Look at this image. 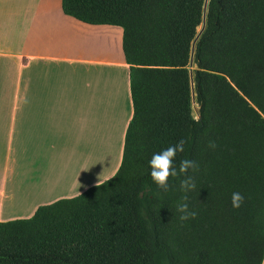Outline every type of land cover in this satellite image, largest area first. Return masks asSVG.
I'll return each instance as SVG.
<instances>
[{
	"label": "trees",
	"instance_id": "1",
	"mask_svg": "<svg viewBox=\"0 0 264 264\" xmlns=\"http://www.w3.org/2000/svg\"><path fill=\"white\" fill-rule=\"evenodd\" d=\"M205 2L62 0L78 20L123 28L134 112L114 176L0 221V264H262L264 0H208L193 60L195 122L189 65ZM180 140L177 167H199L161 188L147 161ZM184 176L196 185L187 193ZM233 191L244 196L239 208ZM184 196L197 215L180 221Z\"/></svg>",
	"mask_w": 264,
	"mask_h": 264
},
{
	"label": "crops",
	"instance_id": "2",
	"mask_svg": "<svg viewBox=\"0 0 264 264\" xmlns=\"http://www.w3.org/2000/svg\"><path fill=\"white\" fill-rule=\"evenodd\" d=\"M133 112L121 26L0 0V221L114 176Z\"/></svg>",
	"mask_w": 264,
	"mask_h": 264
},
{
	"label": "clouds",
	"instance_id": "3",
	"mask_svg": "<svg viewBox=\"0 0 264 264\" xmlns=\"http://www.w3.org/2000/svg\"><path fill=\"white\" fill-rule=\"evenodd\" d=\"M190 118L198 122L199 116L196 113H190ZM216 143L214 140L208 141V148L214 149ZM184 150V141L180 140L173 145H169L166 148L161 149L158 152H153L151 158L147 161L149 166V175L152 181L159 187L168 189L170 187V178L177 177L186 173L189 169H198V164L194 160L183 159L180 161L179 166L176 165V155ZM196 185L192 176H184L180 181V190L183 193H187L195 189ZM187 196L182 198L181 202H177L175 211L179 213L178 219L180 221H186L190 218H194L197 212L189 207L186 202ZM244 201V196L238 191L231 193V205L233 208H239Z\"/></svg>",
	"mask_w": 264,
	"mask_h": 264
},
{
	"label": "water",
	"instance_id": "4",
	"mask_svg": "<svg viewBox=\"0 0 264 264\" xmlns=\"http://www.w3.org/2000/svg\"><path fill=\"white\" fill-rule=\"evenodd\" d=\"M207 6H208V0H206L205 2V6H204V20H203V24L201 29L199 30L197 36L195 37L193 44H192V51H191V63H193L194 60V52H195V43L197 41V39L199 38V36L201 35V33L203 32L205 25H206V11H207ZM191 82H192V97H193V101L196 100L195 98V92H194V87H193V75L191 73ZM199 106V105H198ZM200 107V106H199ZM198 116L200 118V114L198 113Z\"/></svg>",
	"mask_w": 264,
	"mask_h": 264
},
{
	"label": "rangeland",
	"instance_id": "5",
	"mask_svg": "<svg viewBox=\"0 0 264 264\" xmlns=\"http://www.w3.org/2000/svg\"><path fill=\"white\" fill-rule=\"evenodd\" d=\"M200 29H201V27H199V30ZM194 68H195V64L194 63H191L189 65V69H190V72L192 73V75H193ZM192 107H193V113L198 114L199 106H198V103L196 102V100L192 101Z\"/></svg>",
	"mask_w": 264,
	"mask_h": 264
}]
</instances>
